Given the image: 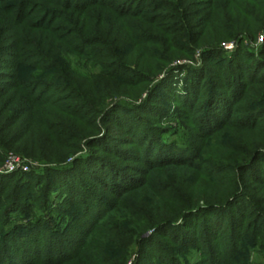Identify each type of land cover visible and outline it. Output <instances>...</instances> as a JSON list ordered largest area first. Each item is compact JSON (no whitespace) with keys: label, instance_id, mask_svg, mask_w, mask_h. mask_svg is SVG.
<instances>
[{"label":"trees","instance_id":"16d2710c","mask_svg":"<svg viewBox=\"0 0 264 264\" xmlns=\"http://www.w3.org/2000/svg\"><path fill=\"white\" fill-rule=\"evenodd\" d=\"M38 1L35 4L29 0H19L10 8L12 13L9 17H16L14 24H18L14 35L23 36V42H18L19 61H33L30 67L33 70L30 71L34 72L28 74L27 82L23 80L15 84L11 93L15 103L23 97L21 103L30 107L24 115L32 113L35 126L41 127L45 135L41 145L57 149L58 157L49 160V163H59L47 168L46 173L54 178L52 190L59 206L43 204L36 215L21 216L18 220L13 218L19 208L11 207L5 223L8 224L0 235V264H65L75 256L83 258L84 252L80 253L79 249L90 245V240L86 242L87 235L93 230L102 231V221L113 210L114 202L119 203L135 193L136 196L146 197L145 203L140 204L129 222L134 224V230L129 234L132 243L138 236H141L140 242L143 243L165 233L164 239L174 246L195 248V244L189 243H195L197 237L188 235L196 230L197 223L192 220L196 216L205 220L201 234L207 245L206 253L214 251V248H210L211 243L226 223L232 241L241 240L248 228L242 224L234 225L232 213H238L240 199L247 193L245 180L255 182L262 192V196L255 201L264 203V173L257 176L251 170L264 157V134L249 141L243 152L237 154L239 156L232 157L230 151L217 149L219 146L213 145L217 143L214 139L228 133L229 127L240 132L235 136L237 139L243 138L244 132L254 131L252 125L258 122L253 123V113L241 124V120L238 125L232 124L233 111L230 109L233 104L230 101H234L236 110L238 105L252 99L254 87L259 85L254 98L264 105V78L254 77V83L250 82L243 92L238 88L242 83L241 78L250 77L243 76V67L237 66L238 71L231 69L226 76L217 80L215 95L210 100L203 103V94L196 103L193 98L199 84L197 79H191L188 72L183 78L185 96L178 97L177 94L183 108L180 110V121L185 123V128H162L155 121L152 101L171 76L173 70L166 68L190 51L183 56L178 49L172 52L165 50L163 56L148 52V57H145L143 46L160 45L154 42L153 36L167 31L160 26V17L151 11L153 6L134 9L133 4L129 5L130 0L127 4L123 0H40L53 7L47 9L42 8ZM245 5L260 8L261 3L248 0ZM210 6L212 8L205 24H215L221 16L231 19L225 4L220 6L222 9L215 4ZM32 7L37 9L34 12L27 10ZM245 7L238 5L236 9L245 12ZM93 11L99 12V24H93L90 18ZM61 20L68 24H62L65 25L62 28H57L59 24H52V21ZM185 20L182 19V24H189ZM106 25L107 28L113 26V32L108 29V33H102V27ZM128 27H133L128 29L133 34L131 37L124 31ZM256 31L264 32V18L255 29L237 27L223 38L232 40ZM63 45L67 47V52L70 50L68 53L73 59L64 66L60 56ZM95 45L101 47V52L99 56L96 53L97 60L92 63L102 66V58H106V61H111L114 70L103 75L102 71L96 74L84 72L83 81L79 84L78 73L71 70L68 64L81 54L89 55L82 52L83 49ZM209 53L215 56L220 54L214 48L209 49ZM147 61L149 67L142 69ZM44 63L49 64L45 69L50 71L46 76L51 78L48 82L40 81L37 75ZM229 63L233 64L231 61ZM259 63L261 61L254 62ZM56 79L69 86L70 96L59 94L53 100L44 99L47 93L55 91L53 81ZM146 85L151 87L147 92ZM143 94L145 98L141 103H131ZM129 97H132L131 101ZM112 100L117 101L110 104ZM255 111L258 113L257 109ZM121 113L131 114L139 122L131 123ZM22 116L18 119L21 120ZM106 122L109 124L104 126ZM208 144L215 147L213 152L208 150ZM71 156L73 160L66 163ZM225 174L234 175L229 184L220 178ZM236 175H239V182ZM21 178L24 177L19 176V180H23ZM204 180L214 184L216 194H196V186ZM28 181H31L30 178L22 182ZM239 186H244V191L238 193L236 189ZM18 198L22 199V196ZM63 205L68 208H63ZM53 215L67 218L59 221ZM259 217H264V211L259 213ZM108 225L107 229L111 222ZM150 230L153 233L143 238L142 234ZM238 250L239 244L227 250V253L235 256ZM215 255L217 260L211 263L219 264L222 254L216 252ZM92 263L102 264V261L95 257Z\"/></svg>","mask_w":264,"mask_h":264},{"label":"rangeland","instance_id":"374dc122","mask_svg":"<svg viewBox=\"0 0 264 264\" xmlns=\"http://www.w3.org/2000/svg\"><path fill=\"white\" fill-rule=\"evenodd\" d=\"M17 1L19 0H0V235L8 224H5L7 222L8 212L14 206L19 208L14 213V220H18L21 216L25 215H36V213L40 212V207L43 204L47 206L52 203L53 206H59L56 194L53 191L54 189L52 190L55 184L54 178L46 173L47 168L55 166L54 163H59V161L49 163V160H55L58 157L57 149L54 150V147L50 148L46 144L45 147L41 145L44 135L41 127L35 126V117L31 116L32 113L30 115L25 113L24 115L25 110H29L30 107L25 103H21L23 97H21L18 103H15L12 98L11 92L13 86L23 80L27 82L28 76L34 74V72L30 71L33 70L30 68L32 67L33 61H19L18 52L20 50L18 49V42L19 40L23 42V36L22 34L14 35L16 30L15 26L18 24H14V21H16L15 16V18L9 17L12 13L10 8ZM36 1L29 0L31 3H35ZM257 1L261 3L260 8H252L250 5L246 6L245 4L248 3V0H227L226 2H221V0H130V2L129 0H123L125 4L128 2L129 5L133 4L134 9L142 10V8L147 9V7L150 8L153 6L151 11L160 17V26L165 31L167 30L164 34L153 36L154 42L160 45L145 44L143 46L145 57H148V52L154 56H163L166 53L165 50L172 52L178 49L182 52L180 55L183 56L188 50L190 51L184 57L175 60L166 68L173 70L171 76L163 87L158 90L156 97L152 101L151 108L155 112V121L159 126L173 130L185 128V126L183 127L185 123L180 121V116H182L180 110L183 108L178 102V97L185 96L183 78L188 72L191 75V79H197V83L199 84L194 95L195 97L193 98L196 103L200 101L203 94L205 98L203 103L210 100L215 95L217 80L226 76L227 72L231 69L238 71L237 66L243 67V70H241L243 76L250 77V79L241 78L242 83H240L238 88L243 92L250 82L254 83V77L264 78L263 31H256V34L250 35L244 33L232 40H225L223 38L227 32L235 30L237 27L246 26L249 29L256 28V25L264 18V0ZM38 2L42 8H53L48 3H42L40 0ZM212 4L217 5V8L220 9H222L220 6L225 4L229 8L231 14L229 17L231 19L221 16L215 24H205L210 7L212 8L210 5ZM238 5H242V8L246 6L245 12L238 11L236 9ZM36 9L37 7H32L27 10L34 12ZM14 13L17 14L18 11L15 10ZM90 18L93 24H99L98 18L100 19V17L98 11H93ZM182 19H186L185 22L188 21L189 24H182ZM52 22V24L60 25L57 28L65 26L62 24H68L65 20ZM107 27L108 25L104 26V28L102 27V33L113 32V26ZM129 28L131 29L133 27L124 28V31H127V34L131 37L133 34L128 31ZM20 48H22L21 45ZM66 48L63 45L62 53L60 54L63 58H61L63 60L61 62L62 66L67 65L69 61L73 60L68 53L70 50L67 52ZM212 48L216 49L220 54H216V56L211 55L209 49ZM99 51L101 52L99 45L85 47L82 52H86L89 55L83 56L81 54L79 55L80 57H75L73 63L68 64L71 70L78 73L77 78L79 84L83 81L82 77L84 72L96 74L102 71L103 75L114 70L110 64L111 61H106V58H102V63L104 64L102 66H97L92 63V61L97 60ZM103 52L102 49V54ZM228 60L233 64L229 63ZM255 60L256 62L261 61V63L254 64ZM105 62L109 63L105 66ZM148 64L149 61L146 64L143 63L141 68H148ZM47 66L49 64L44 63L38 71L37 75L40 81L48 82L51 79L50 77H46L48 76L47 72H50L45 70ZM62 72L64 71L62 70ZM14 76H17V78L15 79ZM56 80L53 81L55 91L47 93L43 97L44 99L53 100L59 94L60 96H70L71 89L69 86L62 83L63 81ZM258 86L256 85L254 87V92H252L253 94L251 96L252 99L238 105L236 110L234 109V101H230V104H233V108L230 109L233 111L231 115L232 124L234 126L235 124L238 125L240 120L241 124L246 117L251 116L253 113V123L255 121L258 122L252 125L254 131L244 132L245 135H243V138L237 139L235 136L240 132L233 129L234 127H229L228 133H224V135L214 139L217 143L216 145L213 143V146H219L217 149L222 148L230 151L232 157L239 156L237 154L243 152L245 145L249 141L262 137L264 134V105L254 98ZM146 88L147 92L151 87L150 85H146ZM131 98L129 97L130 101ZM144 98L145 94L131 101V103L139 104ZM116 101L112 100L109 103L111 104ZM256 109L258 113H254ZM121 114L127 116V119L131 123L139 122L131 114ZM20 116H22L21 120L18 119ZM40 119L43 120L42 115H40ZM107 124L109 123L106 122L103 125L107 126ZM15 128L17 129L15 130ZM208 145V150L213 152L215 147L210 144ZM10 155L30 162L31 166L29 171L15 170L13 172H5L3 167ZM72 160L73 158L71 156L67 159L66 163ZM251 170L257 176L263 174L264 157ZM27 173L33 174L34 176L29 177V175H26ZM175 175L179 176L177 174ZM19 176L24 177L21 178L23 180H19ZM236 177L238 181L239 175H236ZM26 178H30L31 181H28V183L22 182ZM220 178L224 183L229 184L234 179V175L225 174ZM203 182H199L202 184H198L195 188L198 196H211L217 193V188L213 186L214 184L207 180ZM245 182L248 186V189L245 190L247 193H244L246 194L243 197L244 200L240 199L241 203L239 202L237 207L238 213H232V223L234 225L242 224L244 228H248V231L242 234L241 240L237 241L238 243L235 240L232 241L229 237L226 223V226H224L217 238L211 243L210 248H214V251L206 253L205 248L207 245L204 243L201 234L204 218L198 216L192 219L194 223H197L196 230H192L188 235V237H197L194 240L195 243H189L195 244V248L186 246L176 247L164 239L165 233L155 235L143 243L140 242L141 236H138L134 243H132L129 241V234L133 232L134 224L129 222L140 204L145 203L144 200L146 197L136 196L137 193H135L131 197L129 196L125 200H121L119 203L114 202L113 210L102 221L104 223L102 225V231H91L86 237V242L90 240V245L80 247L79 252H84L83 258L78 259L75 256L65 264H93L92 261L95 257L97 260L102 261V264H214L211 262L212 260L216 262V252L222 254L219 257V264H264V217H259V213L264 211V203L255 201L258 196H262V192L259 191V187L255 185V182L248 180H245ZM238 184L240 185V183ZM242 187L244 186H239L236 191L238 193L244 191ZM19 196H22V199H19ZM262 200L264 201V198ZM147 203L150 202L148 201ZM152 205L155 204L152 203ZM63 208L68 207L63 205ZM54 218L60 221L62 219L65 220L67 217ZM110 222L111 226L107 229ZM119 225L121 227L118 230ZM111 227L113 228L110 229ZM152 233L153 230H150L143 233L142 236L146 238ZM237 244H239L237 255L234 256L227 253V250ZM208 258L211 259L209 260Z\"/></svg>","mask_w":264,"mask_h":264},{"label":"built area","instance_id":"2783aa9c","mask_svg":"<svg viewBox=\"0 0 264 264\" xmlns=\"http://www.w3.org/2000/svg\"><path fill=\"white\" fill-rule=\"evenodd\" d=\"M30 166H31V163L28 162L27 160H22L13 155H10L7 158V161L3 169L5 172H13L15 170H21V171L27 172L29 171Z\"/></svg>","mask_w":264,"mask_h":264}]
</instances>
